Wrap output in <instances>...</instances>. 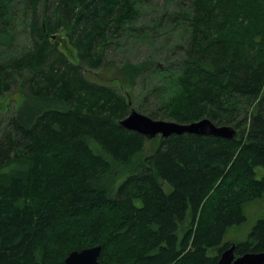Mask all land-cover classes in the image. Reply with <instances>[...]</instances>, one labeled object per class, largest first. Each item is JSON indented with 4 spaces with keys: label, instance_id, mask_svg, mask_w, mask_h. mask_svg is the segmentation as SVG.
Masks as SVG:
<instances>
[{
    "label": "trees",
    "instance_id": "obj_1",
    "mask_svg": "<svg viewBox=\"0 0 264 264\" xmlns=\"http://www.w3.org/2000/svg\"><path fill=\"white\" fill-rule=\"evenodd\" d=\"M15 3L0 0V95L19 88L0 131V264H64L94 246L100 264H217L232 244L235 257L264 252V216L224 242L264 200V0H190L173 19L182 55L159 71L157 108L136 105L153 120L233 125L235 140H146L119 125L129 94L86 78L118 31L135 30L140 0H23L19 54ZM142 67L124 61L116 77L129 86Z\"/></svg>",
    "mask_w": 264,
    "mask_h": 264
},
{
    "label": "rangeland",
    "instance_id": "obj_2",
    "mask_svg": "<svg viewBox=\"0 0 264 264\" xmlns=\"http://www.w3.org/2000/svg\"><path fill=\"white\" fill-rule=\"evenodd\" d=\"M143 4L141 16L134 22V31H118L111 43L104 48L106 60L96 70L88 71L84 68L85 76L91 82L112 87L121 92L128 93L131 102V109L136 105L142 104L146 109H156L157 93L153 89L161 85L163 79L159 71L165 68L174 67L181 60V52L178 47L182 45L179 36L182 35L183 27L173 22L175 17H182V11L186 9L190 0H140ZM23 0H16L13 4L12 12L14 18L11 25L14 29V50L21 53L29 44L28 23L31 17L30 11L23 8ZM185 11V10H184ZM146 34V36H144ZM59 47L69 61L76 63V50L71 47L65 38L64 32L57 34ZM124 61L132 65H143V70L134 82L125 86L120 79L116 77V67H119ZM121 82V83H120ZM18 90V91H17ZM13 93L0 95V131L5 125L6 120L13 114V99L16 92H19L18 86H12ZM170 121V120H167ZM235 128L233 125H229ZM155 139V138H154ZM152 144H147L145 154L151 150ZM165 191L168 187L164 185ZM248 213V214H247ZM246 213V221L228 229L224 236V242L237 243L244 241L255 222L264 216V200L253 204ZM182 233L178 232L180 240ZM213 253V252H211Z\"/></svg>",
    "mask_w": 264,
    "mask_h": 264
},
{
    "label": "water",
    "instance_id": "obj_3",
    "mask_svg": "<svg viewBox=\"0 0 264 264\" xmlns=\"http://www.w3.org/2000/svg\"><path fill=\"white\" fill-rule=\"evenodd\" d=\"M119 125L127 131L141 135L146 140L184 134L225 140H235L238 136L237 130L232 126H217L207 118L188 124H181L174 121L153 120L134 109L124 119L119 121ZM234 247V244H232L223 251L217 264H264V252L245 253L235 257ZM100 252V246L72 251L64 259V264H100Z\"/></svg>",
    "mask_w": 264,
    "mask_h": 264
}]
</instances>
